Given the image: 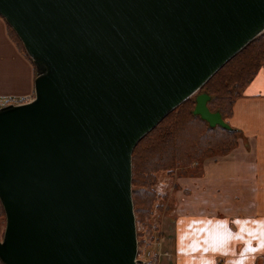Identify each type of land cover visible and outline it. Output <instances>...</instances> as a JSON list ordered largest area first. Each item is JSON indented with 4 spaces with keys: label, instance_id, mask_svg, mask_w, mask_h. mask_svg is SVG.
Wrapping results in <instances>:
<instances>
[{
    "label": "water",
    "instance_id": "water-1",
    "mask_svg": "<svg viewBox=\"0 0 264 264\" xmlns=\"http://www.w3.org/2000/svg\"><path fill=\"white\" fill-rule=\"evenodd\" d=\"M36 70L0 107L4 264H136L137 143L264 33V0H0Z\"/></svg>",
    "mask_w": 264,
    "mask_h": 264
},
{
    "label": "crops",
    "instance_id": "crops-1",
    "mask_svg": "<svg viewBox=\"0 0 264 264\" xmlns=\"http://www.w3.org/2000/svg\"><path fill=\"white\" fill-rule=\"evenodd\" d=\"M35 77L33 62L0 16V105L6 99H32ZM228 122L244 138L229 154L207 159L202 177L177 179L192 187L191 195L203 187L206 200L181 197L173 220L163 219L156 250L167 254L159 264H264V67L236 100ZM202 203L212 205L208 214ZM5 226L0 216V240Z\"/></svg>",
    "mask_w": 264,
    "mask_h": 264
},
{
    "label": "trees",
    "instance_id": "trees-1",
    "mask_svg": "<svg viewBox=\"0 0 264 264\" xmlns=\"http://www.w3.org/2000/svg\"><path fill=\"white\" fill-rule=\"evenodd\" d=\"M7 28L10 38L28 56L13 28L8 24ZM262 67L264 34L225 63L201 88L200 93L206 92L211 97L208 108L212 112L219 111L228 122L236 100ZM195 105L192 96L167 114L135 146L132 194L137 221L147 220L153 214L154 205L159 206L158 200L166 199V194L155 189L158 173L166 171L170 176L195 177L203 172L205 160L227 155L239 144V129H226L219 125L211 127L200 115L194 114ZM0 216L6 221L1 202ZM0 264L4 263L0 260Z\"/></svg>",
    "mask_w": 264,
    "mask_h": 264
},
{
    "label": "rangeland",
    "instance_id": "rangeland-1",
    "mask_svg": "<svg viewBox=\"0 0 264 264\" xmlns=\"http://www.w3.org/2000/svg\"><path fill=\"white\" fill-rule=\"evenodd\" d=\"M195 96L196 95H194L193 97L195 98ZM33 98H34V96H33ZM7 101H8V99H6V101L4 100L5 104L7 103ZM23 102H25V100ZM240 136L241 137L239 140H243L244 137H243L242 132H241ZM203 174H204V167H203V172L200 173L199 175L195 176V177L196 178L202 177ZM178 178H186V179L188 178L187 179L188 182L191 181V179H190L191 177H188V176L187 177H177L175 174L170 176V174L166 171L158 173L157 174V183L155 184V189L160 194H166L167 195L166 199L163 200L162 198H160L158 200L159 206H157V204L154 205L153 214L150 215L147 220H145V221L144 220H142V221L136 220L138 254L140 255L139 257L142 259L148 260L151 258H153V259L157 258V252H156L157 251L156 250V247H157L156 244L157 243L156 242L162 236V230H161L162 229V221L165 217H169L170 220H173V218L176 216V209L179 205L181 197H186L189 199V198H191L190 196H193V197L195 196V197H198V199H200V200L202 198L204 200H206V192H203V193L201 192L203 187L195 189L193 194L191 195L192 187H189V186H183L182 187L181 184L177 183ZM175 184H176V187L174 186ZM181 188L184 189L183 194L181 193ZM204 190H206V188ZM197 206H199V205L197 204ZM210 206H212V205L202 203L199 207L201 210H203L202 212L207 213L208 207H210ZM186 207L187 208L191 207V204H189ZM216 212H218V211L216 210ZM203 214L201 213L199 216H204ZM213 214H215V213H213ZM218 215L220 218H222L224 215L223 210L220 209ZM135 216H136V214H135ZM165 254H166L165 252H162V257Z\"/></svg>",
    "mask_w": 264,
    "mask_h": 264
},
{
    "label": "built area",
    "instance_id": "built-area-1",
    "mask_svg": "<svg viewBox=\"0 0 264 264\" xmlns=\"http://www.w3.org/2000/svg\"><path fill=\"white\" fill-rule=\"evenodd\" d=\"M33 99V98H32ZM32 99H30V100H32ZM29 100V101H30ZM25 102H27V101H25ZM10 103H16V104H21V103H24L22 100H8L7 101V103L5 104V102H3V104L2 105H0V106H3V105H7V104H10ZM160 239H161V237L159 238V240L156 242L157 244L156 245H159V243H160ZM157 252V258L156 259H153V258H151V259H142V258H140L139 256V254L137 253V257H136V264H159V261H160V257L162 256V253H161V251H156ZM167 254V253H166Z\"/></svg>",
    "mask_w": 264,
    "mask_h": 264
}]
</instances>
